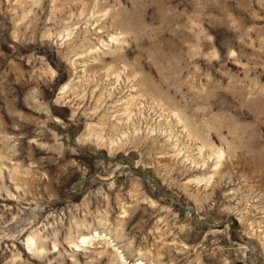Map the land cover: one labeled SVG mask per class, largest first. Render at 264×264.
<instances>
[{
    "label": "rangeland",
    "instance_id": "rangeland-1",
    "mask_svg": "<svg viewBox=\"0 0 264 264\" xmlns=\"http://www.w3.org/2000/svg\"><path fill=\"white\" fill-rule=\"evenodd\" d=\"M138 260L264 264V0H0V264Z\"/></svg>",
    "mask_w": 264,
    "mask_h": 264
},
{
    "label": "bare ground",
    "instance_id": "bare-ground-1",
    "mask_svg": "<svg viewBox=\"0 0 264 264\" xmlns=\"http://www.w3.org/2000/svg\"><path fill=\"white\" fill-rule=\"evenodd\" d=\"M85 238V237H84ZM92 238V237H91ZM133 264H143L142 262H141V260H138L136 263H133Z\"/></svg>",
    "mask_w": 264,
    "mask_h": 264
}]
</instances>
